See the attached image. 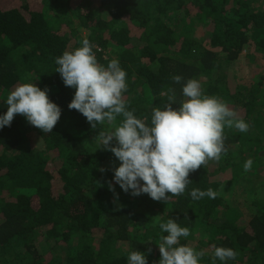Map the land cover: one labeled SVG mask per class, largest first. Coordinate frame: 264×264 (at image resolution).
<instances>
[{"label":"trees","instance_id":"obj_1","mask_svg":"<svg viewBox=\"0 0 264 264\" xmlns=\"http://www.w3.org/2000/svg\"><path fill=\"white\" fill-rule=\"evenodd\" d=\"M6 1L0 114L11 90L34 83L48 90L61 117L50 133L20 114L0 129V264H127L132 250L158 264L166 235L159 225L169 219L189 229L180 243L203 251L199 264H224L214 261L215 247L237 253L226 264H264V0ZM85 38L100 65L119 61L123 99L138 118L150 120L153 108L169 103L177 109L186 99L182 84L195 79L248 131L225 126L220 159L190 172L185 192L167 203L123 192L112 181L120 162L94 140L122 117L92 129L68 108L75 89L56 72V57ZM244 52L262 63L252 76L237 68ZM193 189L217 195L193 200Z\"/></svg>","mask_w":264,"mask_h":264},{"label":"clouds","instance_id":"obj_2","mask_svg":"<svg viewBox=\"0 0 264 264\" xmlns=\"http://www.w3.org/2000/svg\"><path fill=\"white\" fill-rule=\"evenodd\" d=\"M82 46L64 51L56 57V72L66 87L75 89L68 108L82 114L92 129L97 125H114L110 132L100 131L94 138L103 148L113 153L120 162L112 169V181L132 196L147 194L154 201H168L170 196L185 192L189 173L204 166L208 160H219L224 151L223 131L225 126L240 132L248 131V124L237 113L215 96L203 93L198 80L189 79L181 86L184 99L177 109L166 104L163 109L153 108L150 120L138 118L127 109L123 93L127 91L126 72L117 59L107 67L97 62L95 47L85 38ZM173 80L181 84L182 77ZM48 90L34 83L15 87L7 95L4 104L7 110L0 114V129L10 126L17 114L44 133H50L61 117V108L49 99ZM172 99V98H170ZM249 159L244 164L248 171ZM103 171V170H102ZM109 190L115 193L112 182ZM170 193L171 195H167ZM193 200L204 197L214 199L212 189H193ZM160 258L158 264H199L203 251L181 244L190 231L173 219L160 223ZM237 253L226 247H215L213 258L221 262L235 260ZM127 264H148L145 253L132 250L127 253Z\"/></svg>","mask_w":264,"mask_h":264},{"label":"rangeland","instance_id":"obj_3","mask_svg":"<svg viewBox=\"0 0 264 264\" xmlns=\"http://www.w3.org/2000/svg\"><path fill=\"white\" fill-rule=\"evenodd\" d=\"M8 6V2L6 0H0V7H6ZM247 53V52H246ZM245 52L240 56L239 62L237 63V68L240 64H243L247 70V72L252 76L251 74L253 72H256L258 68L260 67L262 69V63L258 59L251 58L248 56Z\"/></svg>","mask_w":264,"mask_h":264}]
</instances>
